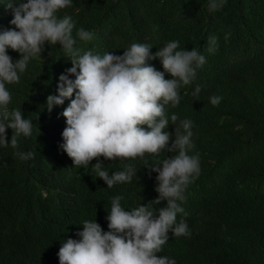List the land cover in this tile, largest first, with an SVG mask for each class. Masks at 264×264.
Returning a JSON list of instances; mask_svg holds the SVG:
<instances>
[{"label": "trees", "instance_id": "16d2710c", "mask_svg": "<svg viewBox=\"0 0 264 264\" xmlns=\"http://www.w3.org/2000/svg\"><path fill=\"white\" fill-rule=\"evenodd\" d=\"M64 14L76 22L74 35L80 27L94 33L88 41L77 38L82 51L122 54L143 42L156 52L176 39L181 48L195 47L206 56L195 79L181 87L179 104L165 106L169 117L179 115L169 131L185 118L193 122L190 153H199L200 172L185 191L188 215L177 214L188 220L191 234L170 235L158 255L177 264H264V0H227L214 11L207 0H73L60 10ZM11 19V10L0 4V29L15 27ZM212 34L218 47L209 52ZM41 55L29 61L18 82L6 84L9 110L21 109L33 130L18 138L17 147L0 146V264H59L62 240L76 238L84 220L96 219L107 230L113 196L123 195L126 209L154 199L157 173L151 165L175 154L101 156L110 172L126 163L137 168L130 182L113 187L97 177L96 158L74 165L60 146L67 126L61 113L71 97L52 111L46 104L48 95L58 94L59 75L72 66L71 57L52 43ZM149 63L163 70L159 58ZM196 85L202 89L194 96ZM213 95L222 97L218 104L211 103ZM6 131L8 139L15 133ZM21 151L34 156L22 159Z\"/></svg>", "mask_w": 264, "mask_h": 264}, {"label": "clouds", "instance_id": "9594fccd", "mask_svg": "<svg viewBox=\"0 0 264 264\" xmlns=\"http://www.w3.org/2000/svg\"><path fill=\"white\" fill-rule=\"evenodd\" d=\"M73 0H0L11 10L9 27L0 29V146L19 144L21 135L30 136L33 122L21 109L9 110L12 99L6 84L18 82L20 74L48 43L59 44L71 57V67L61 73L57 93L47 97L49 111L62 105L66 98L70 103L61 115L66 117L62 132L61 148L72 158L73 164H92L97 177L108 187L130 182L137 174L132 163L111 171L103 166L106 160L138 158L145 153L159 155L167 150V158L152 163L155 191L158 195L143 204L126 209L123 195L111 198L107 212V230L96 219L84 220L76 238L63 239L57 252L59 264H177L174 257L158 255L170 235H190L189 222L182 204L187 199L188 185L199 175V153H190L194 147L193 122L185 118L173 131L169 125L179 119L177 113L169 114L166 105L179 104L180 89L196 77L198 68L206 63V56L197 48L180 47L173 39L152 52V45L133 42L122 54L114 51L103 55L92 49L82 51L77 38L88 41L94 33L84 27L73 30L76 22L72 15H59L61 9L71 6ZM227 0H207L209 11L222 8ZM218 47V37H208V51ZM9 49L19 56L13 58ZM159 58L163 70L150 61ZM166 73L170 78H166ZM74 77V78H73ZM202 89L196 85L193 95ZM211 103L222 99L213 95ZM15 133L7 138V129ZM174 136V139H173ZM22 159L34 156V152H18ZM148 166V165H147ZM162 206L157 207V205Z\"/></svg>", "mask_w": 264, "mask_h": 264}]
</instances>
